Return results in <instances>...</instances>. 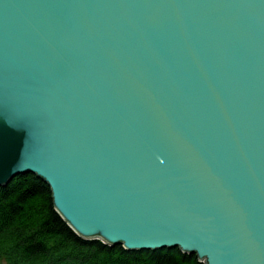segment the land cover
I'll list each match as a JSON object with an SVG mask.
<instances>
[{
	"label": "water",
	"instance_id": "95a60500",
	"mask_svg": "<svg viewBox=\"0 0 264 264\" xmlns=\"http://www.w3.org/2000/svg\"><path fill=\"white\" fill-rule=\"evenodd\" d=\"M23 173L83 238L264 264V0H0Z\"/></svg>",
	"mask_w": 264,
	"mask_h": 264
},
{
	"label": "trees",
	"instance_id": "16d2710c",
	"mask_svg": "<svg viewBox=\"0 0 264 264\" xmlns=\"http://www.w3.org/2000/svg\"><path fill=\"white\" fill-rule=\"evenodd\" d=\"M0 264H205L180 247L126 249L78 235L57 211L51 186L34 173L0 188Z\"/></svg>",
	"mask_w": 264,
	"mask_h": 264
},
{
	"label": "bare ground",
	"instance_id": "6f19581e",
	"mask_svg": "<svg viewBox=\"0 0 264 264\" xmlns=\"http://www.w3.org/2000/svg\"><path fill=\"white\" fill-rule=\"evenodd\" d=\"M23 174H25V173H23ZM16 177V176H15ZM123 246H124V244H122ZM125 247V246H124ZM126 248V247H125ZM198 254V253H197Z\"/></svg>",
	"mask_w": 264,
	"mask_h": 264
}]
</instances>
